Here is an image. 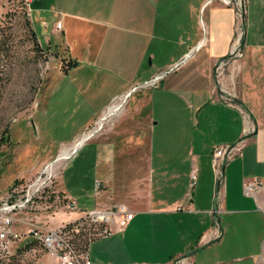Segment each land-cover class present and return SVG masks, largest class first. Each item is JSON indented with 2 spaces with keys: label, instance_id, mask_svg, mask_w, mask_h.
<instances>
[{
  "label": "crops",
  "instance_id": "0c3cea01",
  "mask_svg": "<svg viewBox=\"0 0 264 264\" xmlns=\"http://www.w3.org/2000/svg\"><path fill=\"white\" fill-rule=\"evenodd\" d=\"M207 1H32L38 41L58 58L47 63L36 108L11 130L30 136L35 117L41 134L48 120L83 113L51 150H39L29 179L17 178L48 167L54 191L77 210L31 219L26 233L122 204L133 217L90 241L93 264H264V187L245 190L264 183V0H243L240 58L231 54L236 6ZM171 33L176 50L162 55ZM237 143L218 182L212 157ZM45 254L57 257L43 253L35 264Z\"/></svg>",
  "mask_w": 264,
  "mask_h": 264
},
{
  "label": "rangeland",
  "instance_id": "374dc122",
  "mask_svg": "<svg viewBox=\"0 0 264 264\" xmlns=\"http://www.w3.org/2000/svg\"><path fill=\"white\" fill-rule=\"evenodd\" d=\"M34 6L35 4L31 3V7ZM243 13L240 17V28L237 34L240 35V39L243 32L241 24ZM168 20L170 21V18ZM26 21L30 23V16L23 8L21 0H0V28L8 26L6 32L10 33L9 45L11 47L8 52V59L0 57V70L9 71L7 82L0 86V201L10 192V187L16 178L23 176L29 179L34 174L35 169H37L35 166L38 165L39 150L43 151L46 148L51 150L58 140L66 136L78 125L77 118L82 116L83 113L77 112V115H75L73 113L75 109H72L73 112L69 110L71 107L77 109L76 105H62L59 106V109L69 110L67 119L48 120L44 130H41V134L38 133L36 128L35 117L29 120L30 136L21 135V133H18L19 130H15V128L11 130L12 125L20 117L30 116L36 108L47 63L53 58H58V55L50 50L49 47L43 46L41 51L36 50L26 29ZM33 28L34 30L37 29L38 35H41V28L38 23ZM160 35L162 36V34ZM174 36L171 33L169 37L171 39L170 43L161 42L163 45L161 47L162 55L176 50L177 44L174 42ZM42 43L44 44V42ZM232 58L239 57L233 56ZM63 65L62 62L61 66ZM63 86L64 83L61 86L62 88L60 87L56 92L58 96L63 92ZM149 86H153V84ZM53 98H56V95ZM71 116H75L74 119L68 120ZM61 117H63L61 114L54 116V118ZM26 122L24 120L21 123L25 124ZM5 126L8 132L2 135ZM19 126L17 125L16 128ZM21 139L26 141H21ZM39 173L41 171L33 176L31 180L23 181L17 187L20 188L30 183ZM35 203L36 207L32 211H18L14 214L13 230L20 235L16 240H12L9 252L0 258V264H35L41 254L48 252L39 240L32 239L26 233L30 224L29 220L44 221V219L48 220L50 214L54 215V212L69 211L64 208L65 201L54 191L51 181L47 182L46 187L42 189V193L35 198ZM45 224L49 225V222H45ZM79 225L83 226L82 232L86 233L88 237L101 232L100 226L104 227V229L107 227L105 222H93L85 218L79 222ZM77 232L75 233L77 234ZM56 258L45 254L40 258L39 264H59V259Z\"/></svg>",
  "mask_w": 264,
  "mask_h": 264
},
{
  "label": "built area",
  "instance_id": "2783aa9c",
  "mask_svg": "<svg viewBox=\"0 0 264 264\" xmlns=\"http://www.w3.org/2000/svg\"><path fill=\"white\" fill-rule=\"evenodd\" d=\"M33 0H21L23 8L26 13L30 16L31 14V3ZM213 0H208L207 3ZM221 3L227 5H235L237 10V15L240 18L244 11V1L243 0H217ZM57 29H60L61 23L56 22ZM240 35L237 36L236 41H238L237 49H232V56L242 57ZM193 51L187 52L178 64L169 68L168 71H173L179 64L183 63L191 57ZM164 74V73H163ZM160 78L159 76L154 77L149 80L148 83L155 84V82ZM100 127V124L92 126V132L94 133ZM242 148L241 143H237L234 146L222 147L216 149L212 157V165L214 167L216 177L218 182L222 177L221 166L225 158L233 157L235 152H240ZM51 174L48 167H45L39 173L33 181L27 183L23 187H14L10 190L6 197L2 198L0 201V258L5 256L9 252V246L12 240H16L20 234L13 230L14 214L18 211H32L36 207L35 198L42 193V189L46 187L47 182L51 181ZM264 187V183L259 180H253L245 185V190L247 192H254L260 188ZM64 208L68 211L77 210V204L74 200H67L64 203ZM133 217V214L122 204L115 206L114 208L108 210H89L83 213V219H88L93 222L101 221L107 224V227L103 230L104 234L108 232L109 224L115 220L117 224L121 227L125 226ZM77 230V229H75ZM28 236L36 240H46L47 248H45L49 253L54 254L60 260V264H93L89 259L87 252L77 254L69 238L62 230V226L54 230L44 231L41 229H31L27 232Z\"/></svg>",
  "mask_w": 264,
  "mask_h": 264
},
{
  "label": "trees",
  "instance_id": "16d2710c",
  "mask_svg": "<svg viewBox=\"0 0 264 264\" xmlns=\"http://www.w3.org/2000/svg\"><path fill=\"white\" fill-rule=\"evenodd\" d=\"M8 28V26H2L0 28V57L2 56L3 58H7L9 57L8 52L10 51V45H9V41H10V33L6 32V29ZM26 29L28 31V33L31 36V40L32 43L34 45V47L36 48V50L41 51L43 46L40 44V42L38 41V38L36 36L35 30L31 24V22L29 23L28 21H26ZM9 78V71L5 70V69H1L0 70V86H3L7 80ZM7 128L5 126V128L2 131V135L6 134ZM23 179H15L13 184L10 187V190L13 189L14 187L20 185L21 183H23ZM59 197H62L61 192H57ZM63 200L65 201L66 198H63ZM83 218H79L75 221L72 222H68L66 223L64 226H62V230L64 232H66L68 238H69V242L71 243L74 251L77 254H81V253H86L88 250V244L90 243V241L94 240L95 238H97L99 235V233H102L104 230V227L100 226V230L101 232H99L98 234H94L92 236H87L86 233L82 232V227L79 225V222L82 221ZM77 229V230H75ZM79 230V232H77ZM77 232V234L75 233ZM72 235V238H71Z\"/></svg>",
  "mask_w": 264,
  "mask_h": 264
},
{
  "label": "bare ground",
  "instance_id": "6f19581e",
  "mask_svg": "<svg viewBox=\"0 0 264 264\" xmlns=\"http://www.w3.org/2000/svg\"><path fill=\"white\" fill-rule=\"evenodd\" d=\"M237 47H238V41L236 42V45H235L234 49L236 50ZM39 241L41 242V244H43V246L45 248H47V241L46 240H39Z\"/></svg>",
  "mask_w": 264,
  "mask_h": 264
}]
</instances>
